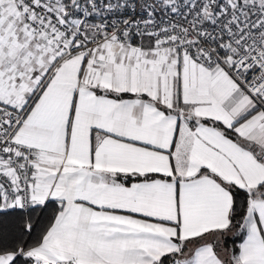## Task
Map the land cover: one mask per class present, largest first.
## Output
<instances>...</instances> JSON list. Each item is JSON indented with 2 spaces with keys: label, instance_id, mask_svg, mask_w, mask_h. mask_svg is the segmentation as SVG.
Returning <instances> with one entry per match:
<instances>
[{
  "label": "snow or ice",
  "instance_id": "6c2138e0",
  "mask_svg": "<svg viewBox=\"0 0 264 264\" xmlns=\"http://www.w3.org/2000/svg\"><path fill=\"white\" fill-rule=\"evenodd\" d=\"M0 264H264V0H0Z\"/></svg>",
  "mask_w": 264,
  "mask_h": 264
},
{
  "label": "trees",
  "instance_id": "16d2710c",
  "mask_svg": "<svg viewBox=\"0 0 264 264\" xmlns=\"http://www.w3.org/2000/svg\"><path fill=\"white\" fill-rule=\"evenodd\" d=\"M32 215H33L34 226L38 225L39 227H42L47 222V216L49 215V213L37 211Z\"/></svg>",
  "mask_w": 264,
  "mask_h": 264
}]
</instances>
